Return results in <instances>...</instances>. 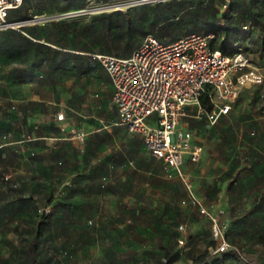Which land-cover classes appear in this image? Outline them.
Instances as JSON below:
<instances>
[{
	"label": "crops",
	"instance_id": "crops-1",
	"mask_svg": "<svg viewBox=\"0 0 264 264\" xmlns=\"http://www.w3.org/2000/svg\"><path fill=\"white\" fill-rule=\"evenodd\" d=\"M41 32V39L28 35L52 47L72 51L69 67L50 70L48 63H43L36 69L33 80H17L24 85L26 93L8 97L7 105L1 107L8 108L15 117L12 119L9 113L2 115L7 129L0 131V147L4 148L6 159L12 153L18 154L28 174L36 172L33 175L38 182L45 177L73 176L70 186L75 190L69 198L72 211L61 212L72 225L53 227L56 236L51 241L59 250L71 252L65 255L57 250L59 260L52 264H160L161 252L166 248L179 251L171 264H264V259L257 263L241 258L223 260L222 252H210L211 225L195 205L182 203L187 197L182 179L177 175L169 177L170 170L165 163L147 153L139 135L121 124L113 102V83L94 53L60 47ZM50 71L55 75V82L48 79ZM60 111L65 114L62 120L56 117ZM230 114L231 110L221 115L214 125L192 118L204 151L199 161L185 156V171L191 174L204 159L206 140L201 130H223L227 125L221 121L231 119ZM229 125L238 135L235 125ZM72 129L85 132L84 138L77 137ZM239 152L231 154L228 170L238 172L240 178L232 181L220 175L219 179L206 181L204 190L198 193L207 205L217 193L216 208L223 209L219 214L222 220L231 217L233 225L228 239L235 243L242 232L252 230V223L260 229L264 226V190L261 197H256L252 165L242 166ZM129 157L133 163L128 161ZM39 170L43 174L37 175ZM104 172L110 177L102 186ZM118 214L126 220L132 217V224L117 225ZM181 223L185 224L183 231L178 228ZM180 237L185 238L184 245L178 243ZM234 248L237 249L235 244ZM204 251L210 254L198 259Z\"/></svg>",
	"mask_w": 264,
	"mask_h": 264
},
{
	"label": "built area",
	"instance_id": "built-area-1",
	"mask_svg": "<svg viewBox=\"0 0 264 264\" xmlns=\"http://www.w3.org/2000/svg\"><path fill=\"white\" fill-rule=\"evenodd\" d=\"M150 1L154 0H86L87 6L74 13L112 11ZM23 2L0 0V30L35 23L40 18L36 15L11 20V10ZM213 37V33L193 31L165 43L150 34L128 56L93 55L113 83V102L121 124L139 135L143 149L163 161L170 176L182 179L187 190L182 203L191 202L208 215L212 234L219 240L215 252H223L230 246L226 236L228 224L220 217L223 209L219 213L210 211L197 195L190 173L183 169L185 156L199 161L204 151L192 118L214 125L231 110L242 88L264 83V71L240 44L229 53L212 47ZM205 102L211 103L210 109H206ZM56 117L62 120L65 114L60 111ZM72 132L81 139L86 134L76 129ZM178 228L183 231L185 226L181 223ZM185 241L184 237L179 238L180 245Z\"/></svg>",
	"mask_w": 264,
	"mask_h": 264
},
{
	"label": "trees",
	"instance_id": "trees-1",
	"mask_svg": "<svg viewBox=\"0 0 264 264\" xmlns=\"http://www.w3.org/2000/svg\"><path fill=\"white\" fill-rule=\"evenodd\" d=\"M32 1L24 0L19 8L11 10L9 18L11 20L32 18V14L27 12ZM55 1L52 0L51 3L59 12L82 8L86 2V0H80L82 2L79 3L74 0H67L63 3ZM245 2L247 1L165 0L157 4H136L127 9L95 13L89 21L82 24H66L65 21H53L52 27L44 33V37L53 39V43L60 47L93 53L128 56L150 34L167 43L189 32L205 31L214 34L212 39V47L214 48H221L232 53L236 50L237 44H240L246 52L252 51V53H257L260 59H264L263 13H258L257 9L253 8V3L252 7L249 8ZM187 3H191L194 10H189L190 7L187 6ZM221 4L226 5L222 11H220ZM36 6V10L40 11L41 8L37 4ZM248 12H250L252 20L260 31L257 37H252V39L249 38V32L242 29L246 24L245 22L248 21ZM199 20L200 24H198ZM159 26L162 27L159 28ZM20 27L21 29L7 28L0 32V55L15 56L19 45L26 47V50L29 48L34 49L37 60L31 64L30 68L16 73V80L19 82L33 80L36 76V69L43 63H48L50 70L69 67L68 63L72 51L55 48L29 37L31 35L41 39V36H43L37 25L25 24ZM60 55H62L61 59L59 58ZM48 79L55 82V75L51 71L48 74ZM205 106L206 109H210L212 105L205 102ZM6 129L3 123H0V131ZM3 151L4 148L0 147V163L6 160ZM129 158L128 161L130 162L132 159ZM4 172V169L1 168L0 178L3 184L1 192L7 193V202L0 204V220L5 221V217H9V219L19 217L21 221L24 218L25 229H27L24 233L27 235L22 238L19 249L15 247L10 253L4 254L0 248V264H52L54 260H57L56 254L58 252L65 255L69 254L71 250H59L51 244V241L56 236L53 232L56 229L53 230V227H69L72 225V221H66L61 212L72 211L73 204L69 198L75 189L67 186V193L56 202H54L55 197L52 193L41 194L38 197H35L34 194L27 196L24 187H17ZM5 176L7 177L6 180L4 179ZM101 176L102 186H105L110 177L109 173L104 172ZM38 184L41 185V182H38ZM30 188L29 191L33 193V185ZM43 201H45V204L42 203ZM51 203H54V205L48 209L47 206ZM32 208H34V211ZM125 220L120 217V214L116 216L117 225L124 222L126 225H130L133 222L132 217ZM15 230L22 233V229L18 225ZM261 238L264 240V237ZM211 246H215L213 239ZM57 250L59 251L57 252ZM205 252L199 254L197 258L206 257ZM178 255L179 251L166 248L161 252L160 264H171ZM231 258H240L237 249L231 248L222 252L221 259Z\"/></svg>",
	"mask_w": 264,
	"mask_h": 264
},
{
	"label": "rangeland",
	"instance_id": "rangeland-1",
	"mask_svg": "<svg viewBox=\"0 0 264 264\" xmlns=\"http://www.w3.org/2000/svg\"><path fill=\"white\" fill-rule=\"evenodd\" d=\"M51 1L52 0H33L31 6L28 7L27 12L28 14H32V18L35 17L36 15H40V18L36 20L35 23L26 22L24 24L37 25L40 31H44L45 33L46 31H49V29L52 27L51 23H54L53 21H65L66 24L69 23L82 24L89 21L90 17L95 14V13H83V12L74 13L81 8L70 9L67 11L59 12L56 11ZM64 1L67 0H56L55 2L63 3ZM74 1L76 3L82 2L80 0H74ZM116 1L122 2L125 0H116ZM243 1H247L245 2V4L249 8L252 7V3H253V8L255 7L258 13L261 14L263 13L262 16L264 19V0H243ZM160 2L162 1L154 0L146 3H140L139 5L157 4ZM36 4L39 6V8H41L40 11L36 10L37 9ZM86 6H87V2H85L84 4V7ZM187 6L190 7L189 10H194L193 8L194 6H192L191 3H187ZM225 7H226L225 4L224 5L221 4L220 11L224 10ZM127 8L128 7H124L123 9H127ZM64 13H71V14L60 16ZM247 19L248 21L245 22L246 23L245 25H247L248 27L244 28L243 26L242 29L243 31H248L249 38L252 39V37H257L260 31L256 26V24L254 23V21L252 20L250 12L247 13ZM200 23L201 22L199 20L198 24ZM160 27L162 26H159V28ZM13 29H21V27L13 28ZM1 31L3 30H0V32ZM18 47L19 49H17V54H15V56L0 55V123H2L3 121L1 120V118L4 113L7 115L8 113L11 114L9 116L12 119L13 117H15L13 112L8 110V108L5 109L1 108L2 106L7 105L8 97L13 96L16 98L26 93V90L23 88L24 85H22L16 80L15 78L16 73L21 72L24 69L30 68L31 64L37 60L34 54V49L29 48L26 50L25 49L26 47H24L23 45H19ZM248 54L253 59L254 63H257L259 66H261L264 71V59H260L257 53H252V51H249ZM230 115H231L230 117L231 119H226L225 122L221 121L224 125H227L226 128L225 127L221 128L223 130L220 131L219 130L220 128L219 129L203 128L201 130V136L204 138V140H206L205 141L206 151L204 154V159L199 164V168L193 170V172L191 173L192 175L191 174L190 175L191 177H193L192 178L193 183L196 182V188H197V190L195 188L196 193L205 206L207 205L206 204L207 202L203 200L202 197H200L199 192L201 190L202 191L204 190L206 181L219 179L220 175H223L222 178L232 181H234L236 178L238 179L240 178L238 172L234 171L236 173H233V170L232 171L228 170L231 161L230 156L234 151H241L239 152V154L241 155L239 159L242 166H244L245 163H247V165L249 164L252 165V178L255 180L254 183L256 185V187L254 188L257 189L256 197H261L262 196L261 192L262 190H264V158H261L260 156V155H264V83L259 85H252L250 87H246L242 89L241 94L239 95L237 101L231 108ZM252 119H255V122H252ZM238 121H241L242 124ZM231 123L235 125L234 130L238 129V135L236 134V132L231 131L232 127L231 125H229ZM251 124L254 125L252 126ZM225 130H228V132ZM116 139L118 140V137H116ZM222 141L224 142V145ZM250 144H252V146H250ZM225 147L228 148V150H224L226 149ZM223 152H225L226 154H222ZM249 152L252 153L250 154ZM1 168L4 169L5 171L4 174L8 176V179H12L11 180L12 183H15L17 187H24L27 196L34 194L35 197L36 196L38 197V195L41 194L52 193L54 194L55 197L54 202H56L67 193V186L73 184L72 183L73 176L67 174L61 175L60 176L61 178L56 177V178L48 179L47 177H45L42 179L43 181L41 182V185L38 184L37 179L34 178L35 176L33 175V173L36 172L33 170L31 172L32 174H28V172L26 171V165L23 164L21 161H19L18 154L12 153L11 155H9L5 161L0 163V169ZM165 172H163L162 174L165 175ZM40 174H43V171L39 170L37 175ZM167 174L170 177L168 171ZM6 178L7 177L5 176L4 179L6 180ZM2 185L3 184L1 183V178H0L1 205L7 202V196H6L7 193L4 194L1 192ZM29 185L30 186L33 185V193L29 191L31 189ZM216 194L213 200L211 201V203H209L206 207L212 212L219 213V210L216 208V202H218L217 201L218 196ZM42 203L45 204V201H43ZM53 205L54 203L49 204V206H47L48 209L51 208ZM193 207L195 208L197 207L199 209L198 206H193ZM32 209L34 211V208ZM227 210L229 211L228 206H227ZM199 213L202 215L205 222H208V224L211 225L208 215L204 214L200 209H199ZM229 218L224 219V222L228 224L226 230L227 238L228 235H230L232 232L231 229L233 225L231 217ZM4 219L6 220L5 221H3L2 219L0 220V248L4 254H8L15 247H17L18 249L21 247L22 238L25 235H27L24 233L26 232L27 229H25L26 226L24 224V218L21 221L19 217L15 219L12 218L9 219V217H5ZM17 225L21 227L22 233L15 230ZM179 225L180 224H178V226ZM256 225L252 223L251 231L242 232L241 237H239L238 238L239 240H237V243L234 242L235 240L229 241L228 239L230 245L228 249H231L232 247L234 248V244H235L239 251L241 260L244 261L248 260L257 263V260L264 259V240H262L261 238L264 237V226L261 227L260 229L259 228L260 226L257 227L258 225L257 226ZM212 237H213L212 239L215 241V246L210 247V252L214 254L216 253L215 249L219 244V240L215 239L213 234ZM17 248L16 250H18ZM210 252L209 251L205 252L206 257L210 254ZM58 260L59 259L55 260V262H58Z\"/></svg>",
	"mask_w": 264,
	"mask_h": 264
},
{
	"label": "water",
	"instance_id": "water-1",
	"mask_svg": "<svg viewBox=\"0 0 264 264\" xmlns=\"http://www.w3.org/2000/svg\"><path fill=\"white\" fill-rule=\"evenodd\" d=\"M68 14H71V13H64V14H62V15H60V16H64V15H68Z\"/></svg>",
	"mask_w": 264,
	"mask_h": 264
}]
</instances>
